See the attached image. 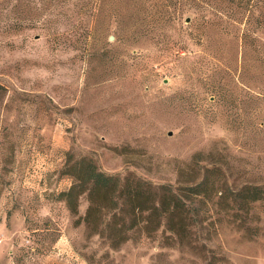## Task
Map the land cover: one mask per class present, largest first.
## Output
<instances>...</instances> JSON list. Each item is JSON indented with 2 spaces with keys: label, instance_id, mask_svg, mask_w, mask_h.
Listing matches in <instances>:
<instances>
[{
  "label": "rangeland",
  "instance_id": "1",
  "mask_svg": "<svg viewBox=\"0 0 264 264\" xmlns=\"http://www.w3.org/2000/svg\"><path fill=\"white\" fill-rule=\"evenodd\" d=\"M0 84V264H264V0H0ZM83 158L180 209L105 211L112 245Z\"/></svg>",
  "mask_w": 264,
  "mask_h": 264
},
{
  "label": "trees",
  "instance_id": "2",
  "mask_svg": "<svg viewBox=\"0 0 264 264\" xmlns=\"http://www.w3.org/2000/svg\"><path fill=\"white\" fill-rule=\"evenodd\" d=\"M252 1V0H251ZM103 0H98V3H102ZM254 5V4H253ZM173 15V14H169ZM169 15H159L160 19L167 22L171 19ZM5 87L0 84V91ZM74 179L71 187L61 193L62 198L66 201L68 207L72 212L79 213V200L80 196L84 193L89 197V208L85 216H80L78 221L84 220L88 226L96 228L95 230L108 231V236L112 245H118L122 240H125L126 236L116 238L115 235L123 230V228L117 225V222H113L112 218L106 216L107 212H111L117 208L120 204L129 205L132 201V207L139 206L143 208V198L146 197L147 192L153 193L156 196L155 203L152 206L153 209L161 210L162 212H172L180 209V201L177 199V194L167 186H163V191H154L152 186L147 181L141 179H135L136 183L130 182V177H121L100 170L98 166L91 160L83 158L76 161L72 165V171L70 173ZM204 182L198 185L189 187L194 193H199ZM249 192H252L253 199H259L264 196V186H253L249 188ZM165 199V200H164ZM109 214V213H108ZM116 212L113 213V216ZM112 217V216H111ZM124 224H126L124 222Z\"/></svg>",
  "mask_w": 264,
  "mask_h": 264
},
{
  "label": "water",
  "instance_id": "3",
  "mask_svg": "<svg viewBox=\"0 0 264 264\" xmlns=\"http://www.w3.org/2000/svg\"><path fill=\"white\" fill-rule=\"evenodd\" d=\"M114 37L113 36H110V39H113Z\"/></svg>",
  "mask_w": 264,
  "mask_h": 264
}]
</instances>
